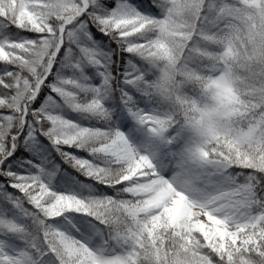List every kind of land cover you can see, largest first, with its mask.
Listing matches in <instances>:
<instances>
[{"label":"snow or ice","instance_id":"6c2138e0","mask_svg":"<svg viewBox=\"0 0 264 264\" xmlns=\"http://www.w3.org/2000/svg\"><path fill=\"white\" fill-rule=\"evenodd\" d=\"M0 264H264V0H0Z\"/></svg>","mask_w":264,"mask_h":264}]
</instances>
